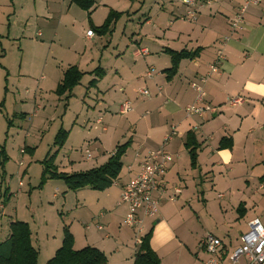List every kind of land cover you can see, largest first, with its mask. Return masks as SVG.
<instances>
[{
	"label": "crops",
	"instance_id": "1",
	"mask_svg": "<svg viewBox=\"0 0 264 264\" xmlns=\"http://www.w3.org/2000/svg\"><path fill=\"white\" fill-rule=\"evenodd\" d=\"M57 1L33 0L32 2L35 8L39 4L44 7L45 15L59 17L56 22L54 38H58L59 34H63L66 39L71 38V45L68 48H72L75 55H80L79 50L77 51L79 40L74 34L76 19L78 18L82 23L89 19L91 24L98 28L105 23L109 12L114 11V8L105 4L104 0L100 2L93 0L95 6L86 14L84 10L69 0L63 2V9L57 8ZM165 1L171 5L167 8V15H162V19H165L166 22L164 26L157 28L153 26L156 34L152 38V50L149 45H143L134 40L138 46L133 51L135 64L133 62L131 70L133 71L135 68L140 71L136 75V83L138 88H141L135 90L134 96H118V102L110 100V98L107 99L110 92L116 93L118 90V92L124 93L122 91L123 77L118 71L121 69L116 68L118 63H122L123 57L115 56L114 70L111 72L101 65L90 72H84L82 67H86L89 60L83 63L79 61L78 64L68 65L65 68L67 70L70 67H76L83 74L81 80L85 75L89 76V79L87 78L88 90L85 95L90 93V88L98 92V95L95 104L87 105V107L95 112L97 108L103 106L105 114L101 116V112H99L94 122H88L87 135L82 137L84 143L79 147L84 146L82 157L87 162L95 161V164L85 170H73L76 163L70 159L69 155L67 159L69 166L65 167L71 172L60 173L72 175L101 167L107 163L118 146L129 143L128 150L122 158V170L118 179L110 188L98 195L107 205L103 206L105 207L104 211L110 212L102 218L104 215L102 210L97 214L89 210V221L93 223L94 219L99 217L101 222L98 221V223L101 225L85 226L88 233L83 238H78L71 226L68 227L74 238V250L92 247L106 256V264H134L137 250L134 233L131 229L122 226V220L127 214V206H118L122 189L140 170L141 158L138 155L142 156L148 151L157 150L163 144L164 138L174 132L175 136L165 145V150L175 159L170 164L164 179L167 194L163 201H168L167 198L171 196L172 188L179 187L181 192L173 202L168 201L170 203L166 202L167 204L163 205L160 203L159 215L144 223V236L151 232L149 245L160 264H184V259L188 264H203L207 254L203 251L201 244L206 236L213 234L211 232L203 234L202 232L201 240L197 246L198 252L204 256L201 258V255L188 245L187 233L183 231L184 227L181 224L182 216H185L188 222L192 220L193 216H196L199 221L198 212L193 211L190 206L189 210H192L193 213L189 211L185 214V205L181 207L177 202L191 188L194 193L189 198L191 200L192 197H195L197 202H200V213L209 215L210 207L212 204L215 205V213L218 218L217 226H219L217 228L229 240L224 241L218 236H213L222 242L220 260L229 264L228 257L240 246V238L248 231V223L253 219H258L264 228V0H261L259 5L247 8L244 14V25L235 33L230 30V22L245 0H197L195 18L192 21L186 19L191 8L182 5L180 0ZM100 7L104 10L102 11L104 16L97 24L93 16ZM34 12L36 19L38 18L37 9H34ZM162 12L163 9L160 8L155 12L157 19ZM83 14L87 16L84 20ZM46 19L51 21V23L45 24L50 26L49 31H51L52 18ZM145 23L147 26L153 24L150 18H147ZM26 29L27 27L22 31L23 35ZM12 30L10 27L8 37L14 38V34H11ZM41 36L38 33V37ZM94 37L95 35L87 37L86 42L90 43ZM142 48L147 49L148 54L145 57L136 58L135 52ZM219 50L223 52L224 60L219 65L218 73L210 76L207 83L203 85L204 98L202 102L197 103V93L191 84L199 83V78L208 71ZM167 51L175 53L185 51L192 55L178 58L176 68L168 72L172 67L173 59ZM102 59L101 55L99 63ZM140 59L144 60V69L140 64L136 65L139 63L137 60ZM65 69H61L60 75L58 73L54 75V93L63 79ZM149 69H154L152 77H147ZM25 71L21 66L20 76L28 80L30 74H26ZM132 75L131 72L128 80L134 82ZM44 78L40 77L41 80ZM92 82L94 83L91 84ZM105 84L106 87H104ZM25 86L28 87L26 93L30 92L29 89H33L35 94L41 91V85L38 84L25 83ZM75 88L67 96H71ZM142 90H147L149 96L144 97L140 94L139 96L136 91ZM235 98H242L243 102L231 106L229 101ZM4 103V101L0 102V107ZM125 103H129L130 110L123 113L122 108ZM83 104H85L84 100ZM194 104L210 106L215 108V112L205 113L202 118L186 117L185 109ZM40 109L41 106H36L35 114ZM107 116H111V120L123 116V123L121 120L117 125H113L109 121L105 125ZM77 117L78 115L75 116L67 131L63 128L58 130V133L60 130L67 133L65 144L69 139L75 141V138L81 137V132L76 124ZM188 133L195 136V142L198 144L195 152L197 166L194 169L190 166L189 150L186 148ZM92 145L96 148L89 152L87 147ZM53 149L56 152V148ZM33 151V149L27 150L30 154H33ZM86 151L89 152L91 159L86 157ZM27 152L25 151L26 154ZM4 156L7 160L3 167H0L4 173V177H2L0 171V188L3 186V182L5 183L4 179L12 161L10 154L5 149ZM20 163L22 164L20 165ZM24 165L23 160L18 164L20 168ZM54 166L58 171L60 170L55 162ZM21 172L18 179L23 181L25 171ZM40 176L42 178V173ZM56 184L60 186V183ZM22 188L17 190V194L22 192ZM86 190L91 189L82 188L77 191L83 194L89 192ZM8 191L10 194V190ZM8 191L5 190L3 194L5 202L10 200L11 194L9 195ZM189 198L183 200L188 203ZM1 208L3 207L1 206ZM11 223V221L8 222L6 230L0 232V244L9 238ZM24 223L31 229L27 222ZM112 224H114V228H111ZM99 226L102 229H99ZM63 228L64 226L61 233L56 236H50L47 233L42 235V232L45 231L43 228L40 231L30 230L32 246L38 252L37 264H39L41 254H44L47 259L43 261V264H47L54 257L62 245ZM233 241L235 242L233 243ZM179 254L180 256H178ZM240 264H245V260L242 259Z\"/></svg>",
	"mask_w": 264,
	"mask_h": 264
},
{
	"label": "rangeland",
	"instance_id": "2",
	"mask_svg": "<svg viewBox=\"0 0 264 264\" xmlns=\"http://www.w3.org/2000/svg\"><path fill=\"white\" fill-rule=\"evenodd\" d=\"M32 1L0 0V102H5L0 107V153L2 149H5L12 158L7 176L4 179L5 183L3 182V186L0 188V232L6 230L10 221H23L27 222L33 230L40 231L43 228L45 231L42 232V235L47 233L50 236H56L61 233L62 227L66 225L71 226L78 238H83L88 233L85 226L95 227L100 224L98 221L101 222L99 217H96L93 223L89 221L90 211L97 214L102 210L104 213L102 218L110 212L103 209L106 203L98 196L101 195V192L86 190L89 192L81 194L78 191H69L62 180L50 179L40 184V175L44 160L55 151L53 145L58 130L63 128L67 131L76 115H78L76 124L81 132V137L75 138V141L69 139L57 154V160L55 159L54 162L56 166L60 167L58 172L66 173L71 172L65 167L69 166L67 164L69 155L70 159L76 163L73 170H85L94 165L95 161L87 162L82 157L81 153L84 152L82 151L84 146L79 147L84 143L82 137L87 135L88 122H94L98 113L101 112L102 116L105 111L103 106L97 108L95 112L87 107V105L93 106L95 104L98 95V92L92 88H90V93L85 95L88 90V75H85L80 86L74 89L71 96L66 95L68 98L58 97L54 93V75L56 73L60 75L61 69H65L68 65H76L79 61L83 63L88 60V65L82 67L84 72H90L99 65L111 72L114 70L115 56H120L123 57V60L122 63L117 64L118 67L116 68L121 69L118 71L123 77L122 91L124 93L122 94L118 90L116 93L110 92L107 99L110 98V100L113 99L118 102V96H134L135 90L138 88L136 75L140 73L135 68L133 71L131 70L133 62L135 64L133 51L138 46L134 40L143 45H149L150 50H152V38L156 34L155 28L164 26L166 22L165 19H162V15H167V8L171 4L165 0H135L133 2L130 0H102L114 8L113 10L118 14L117 18L114 19L116 21L109 27V32L104 35L95 33L94 39L87 43L86 32L91 29L92 22L86 19L82 23L77 18L74 34L79 40L77 51L79 50L80 55H75L73 49L68 48L71 45V38L66 39L63 34L54 38L56 22H58L59 17L45 15V8L41 7L40 4L35 8ZM64 1L58 0L57 8L63 9ZM100 1L96 0V2ZM159 8L163 9L165 14L162 12L157 19L155 12ZM34 9H37L38 18L36 19ZM102 11L104 10L100 7L93 16L97 24L104 16ZM85 13L88 14L86 11ZM86 14H83V20L85 17L87 18ZM46 18H52L51 31H49L50 26L45 25L51 21ZM147 18H150L153 24L147 26L145 23ZM10 27L13 29L11 34H14L16 39L11 38V36L8 37ZM25 27L27 29L23 35L22 31ZM38 33L42 36L38 37ZM101 55L103 59L99 63ZM137 61L139 63L136 65L140 64L144 69V60ZM21 66L26 70V74H30V79L27 80L20 76ZM131 72L134 76V82L128 80ZM41 76L45 77L44 80L40 79ZM25 83L41 85V91L35 94L33 89H29L30 92L26 93L28 87L25 86ZM139 89L141 88L139 87ZM136 92L139 95V91ZM99 93L102 97L101 92ZM83 100L85 104H83ZM36 106H41L37 114L34 112ZM111 119V116H107L104 124L106 125L111 121L113 125H117L121 120L123 123L124 117L119 116L117 119ZM95 148L96 146L93 145L87 147L88 151ZM29 149L34 150L33 154L27 152ZM21 150L26 151L27 154L22 155ZM22 160L25 165L20 168L18 164ZM0 171L2 173L1 168ZM21 171H25L23 181L18 179ZM19 181L23 182L24 187L22 192L17 194ZM56 183H60V186ZM5 190L11 192L10 195L8 191L10 200L7 202H5L3 195ZM193 193V190L189 188L182 199L180 197L177 200L181 207L185 205V214L189 211L192 213L196 211L198 212L197 216L200 217L197 221L196 216H193L192 220L188 222L187 218L182 216L181 224L184 227L183 231L187 233L188 245L198 252L197 246L201 240L202 232L203 234L211 232L214 236L228 241V237L218 230L215 205L212 204L210 207L209 215L200 213V202H197L195 197H192L191 200L189 198L193 196ZM186 198H189L188 203L183 200ZM166 202L168 201H161V205ZM190 206L193 211L189 210ZM111 228H114V224L111 225ZM199 254L201 258L204 257L201 252ZM44 260L47 259L44 254H41L39 264H43ZM183 262L188 264L185 259Z\"/></svg>",
	"mask_w": 264,
	"mask_h": 264
},
{
	"label": "built area",
	"instance_id": "3",
	"mask_svg": "<svg viewBox=\"0 0 264 264\" xmlns=\"http://www.w3.org/2000/svg\"><path fill=\"white\" fill-rule=\"evenodd\" d=\"M181 4L191 8L187 13L186 19L192 21L194 12L197 7V0H180ZM261 3V0H245L243 5L238 10L237 14L230 22V30L232 33L240 30L244 25V14L248 7L256 6ZM94 33L88 31L87 37H92ZM148 54L147 49H138L135 52V57H145ZM224 60L223 52L219 50L216 59L209 67L208 71L199 78V83H192L191 87L197 93V103L202 102L204 98L203 85H205L215 73L219 71V65ZM154 69H149L147 77H152ZM141 96L148 97L147 90L139 92ZM243 102L242 98H235L229 101L231 106H236ZM130 110L129 103H125L122 112L126 113ZM186 117L190 118L197 116L202 118L205 113H214L215 108L210 106H197L196 104L188 106L185 109ZM174 132L164 138L163 144L155 151H148L141 158L139 163V172L133 177L126 186L122 189L121 198L118 206L126 205L127 214L122 220V226L131 229L134 233L135 245L138 248L144 237V223L148 219L156 218L159 215V207L161 201L166 199L167 186L164 182L170 164L174 161V156L165 150V145L170 141ZM23 155L25 152L21 150ZM86 157L91 159L88 151ZM22 163H20L21 165ZM22 181L18 182V187L21 189ZM181 189L179 187L172 188V194L167 198L173 202L175 197L179 195ZM102 229L101 226L98 227ZM202 249L207 254V259L204 264H225L219 258L222 248L220 239L213 235H208L202 241ZM245 260V264H264V228L258 219H253L248 223V231L240 238V246L235 249L228 257L229 264H240L241 260Z\"/></svg>",
	"mask_w": 264,
	"mask_h": 264
},
{
	"label": "trees",
	"instance_id": "4",
	"mask_svg": "<svg viewBox=\"0 0 264 264\" xmlns=\"http://www.w3.org/2000/svg\"><path fill=\"white\" fill-rule=\"evenodd\" d=\"M80 9L89 12L94 8L95 3L93 0H69ZM131 2L135 0H130ZM117 15L114 11L109 12L105 23L98 28L91 25L90 31L94 34H106L109 32V27L114 23ZM173 59L172 67L168 72L173 71L176 66V60L179 58H186L191 56L189 52L181 51L175 53L167 51ZM83 74L78 71L76 67L68 68L61 83L57 86L55 94L58 97L69 95L73 88L80 84ZM92 82L91 84H93ZM67 139V133L60 130L57 134L54 147L57 148L56 152L48 157L43 162V172L41 183L43 184L48 179L62 180L69 191H77L82 188H89L93 191L102 192L110 188L113 183L118 179L122 170V158L128 150L129 143L118 146L114 154L109 158L107 163L101 167L91 169L86 172L77 174H66L58 172L54 166L55 158L59 150L64 146ZM186 148L189 150L190 166L192 169L196 168V149L198 144L195 142V136L191 133L187 135ZM2 162L0 167L6 162L4 156V149L1 150ZM1 167V168H2ZM2 177L4 173L2 172ZM40 183V184H41ZM9 238L0 245V264H37L38 252L32 246L31 232L28 225L24 222L14 221L9 225ZM151 232L142 238L141 245L137 248L134 256V264H160L158 258L155 256L150 248L149 241ZM106 256L92 247H85L81 250H74V238L71 234L69 227L63 228V240L61 247L56 251L54 257L50 259L47 264H106Z\"/></svg>",
	"mask_w": 264,
	"mask_h": 264
}]
</instances>
